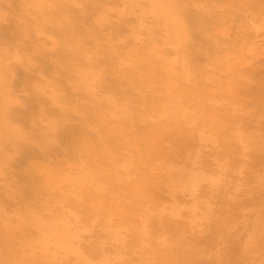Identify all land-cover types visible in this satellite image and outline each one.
<instances>
[{
  "label": "rangeland",
  "instance_id": "obj_1",
  "mask_svg": "<svg viewBox=\"0 0 264 264\" xmlns=\"http://www.w3.org/2000/svg\"><path fill=\"white\" fill-rule=\"evenodd\" d=\"M20 1L0 0V57L11 51L20 56L5 59L17 102L7 119L24 137L10 149L0 176V209L23 211L44 201L58 211L60 187L53 193L49 187L56 173H72L80 162L99 175L93 185L61 188L60 221L85 259L264 264V0H173L166 11L175 9L183 32L174 52L151 15L138 28V11L116 12L123 0H48L22 21L14 12ZM131 28L148 32L159 53L178 54L177 72L185 77L170 96L177 103L172 111H185V121L155 115L168 82L138 34L107 43ZM75 53L101 73L97 94L127 110L122 123L106 115L102 103L90 104L69 89L65 69ZM51 88L71 109L66 116L49 101ZM48 124L56 128L42 136ZM111 151L123 163L114 184ZM183 176L196 177L185 182ZM96 183L102 190H93ZM5 185L12 198H5ZM7 229L0 222V264L13 259L14 245L37 237L26 225ZM73 257L45 264H74Z\"/></svg>",
  "mask_w": 264,
  "mask_h": 264
},
{
  "label": "bare ground",
  "instance_id": "obj_2",
  "mask_svg": "<svg viewBox=\"0 0 264 264\" xmlns=\"http://www.w3.org/2000/svg\"><path fill=\"white\" fill-rule=\"evenodd\" d=\"M46 1L48 0H21L18 2V5H16V10L14 12L19 20L22 21L24 17L29 15L33 10L39 8L40 4ZM122 2L123 7L116 11L118 14L130 15L134 14L132 13L134 10H136V12L138 11L139 14L135 19L138 28L144 24V16L149 14L153 17L155 26L162 31V34L165 37L166 47L172 49L174 52V50L176 51L177 47L181 45L183 41V32L178 14L175 9L169 10V8V11H166L167 6L169 7V5L173 4V0H148L141 6L136 0H123ZM163 6L166 7L164 12H157ZM94 21L100 25L104 24V19L102 17H95ZM136 32V29L131 28L127 32V35L125 34L126 36H113L111 40H107V43L112 47L121 43L127 37L134 38L138 34ZM135 38L139 40V43L141 42L142 50H144L145 55L148 56L153 63H159L161 66L160 75L162 78L166 79V82H168V87L165 88L163 92L158 91V95L161 98H159L157 103L159 110L155 112V115L158 117L165 116L170 119L174 118L185 121L184 119L187 118L185 111L180 109H178V111H172V107L177 103L170 96V90L174 89L177 86V82L182 81L185 77L184 73L177 72L178 69L176 68V64L178 54H174L175 57L174 55L167 56L159 53L160 51L157 49L151 36L148 35V32L140 33L138 34V37ZM9 57H14L17 60L20 59L19 54L15 51H11L9 55L5 53L2 58L0 57V176L3 175V169L7 165L11 155L10 149L15 151V145L24 140L20 130L13 124L9 123L7 119L9 110L15 103H17L8 86L10 72L7 69L8 63L5 59H9ZM100 74L99 70L94 68L91 59L86 57L83 53H75L69 58V60H67L65 76H70L71 78L69 89L77 91L83 100L90 104L102 103L104 107L106 106L105 114L115 116L117 120L121 122V119L127 118V110L124 107H119L114 98L109 96L101 97L100 94H97V86L101 78ZM148 88L153 91L154 88L159 89V86L150 84ZM142 95L143 94L141 93V96ZM47 97L51 103L57 105L58 111H61L59 113L62 117L71 112V109L66 110L63 108L58 100L59 94L56 90H48ZM204 102L207 106L211 103V100L208 99ZM55 128V124H48L46 129L42 130L43 133H41V135L43 136L45 132L52 133ZM43 140L44 144L49 143L48 138L45 140L43 137ZM101 144L105 150L109 149L104 142ZM109 162L112 170L111 180L114 184L119 178L117 171L123 167V163L117 161L113 151H111V154L109 155ZM84 166L85 165H82L79 162L72 173H56V179L54 180V183L51 184L48 191L53 193L55 189L60 187L59 196H56L55 198L57 200L56 203L60 204L57 208L59 209L58 211L53 212L52 207H46L44 201L40 202L42 199L39 201L40 206L38 205L37 208L34 207L32 209H23V211L9 212L0 209V222L8 227V231H11L9 230L10 228L13 232H19L20 227L26 225L27 228L33 231L37 236L34 241L26 240L19 247L14 245V247L19 248V250L16 254H11L13 259L10 261L6 260L7 264H45L51 261L68 259L70 254L74 255L72 259L74 264H110L107 258L108 256L106 255L101 256L96 262L85 259L83 257L84 255L79 253L76 246L71 244V238L66 232L65 223L60 221L65 217L61 203L66 201L61 188L67 185L76 186L84 182L93 185L92 181L97 175H99L84 171ZM195 177L183 176L185 182L188 179H194ZM93 190L100 191L102 190V186L99 183H96ZM3 194H5L6 199L12 198L13 195L7 185L3 187ZM0 249H2V246H0ZM1 254L3 257L5 256L3 253ZM36 256L38 260L35 259ZM4 259H7V257L5 256Z\"/></svg>",
  "mask_w": 264,
  "mask_h": 264
}]
</instances>
